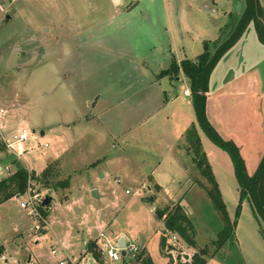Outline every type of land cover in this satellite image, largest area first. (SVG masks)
Listing matches in <instances>:
<instances>
[{"label": "rangeland", "instance_id": "obj_1", "mask_svg": "<svg viewBox=\"0 0 264 264\" xmlns=\"http://www.w3.org/2000/svg\"><path fill=\"white\" fill-rule=\"evenodd\" d=\"M229 2L0 0V110L6 112L0 117V164L12 174L16 160L36 174L21 198L0 205V245L9 246L12 253L1 264H59L62 259L76 264L83 242L88 246L92 240L110 263L108 249L117 245L111 232H122L135 243L130 230L149 236L158 226L156 208L173 207L178 201L194 225L197 246L178 235L169 239L166 252L173 264L190 262L205 246L206 264H264V239L250 203L242 205L235 245L225 243L217 249L214 242L224 220L207 193V179L188 151V177L172 158L164 157L156 126L146 120L163 102L162 88L168 96L182 95L188 88L185 77L161 80L159 73L172 61L196 59L204 41L219 37L235 11L230 12ZM244 5L245 0L237 15ZM258 39L251 21L245 36L226 53L228 59L224 55L219 60L217 71L228 60L238 66L239 50L252 48L260 59L264 50L253 43ZM246 61L247 76L256 84L252 78L261 68L255 70L251 60ZM23 128L31 135L26 151L17 157L5 140L14 139ZM183 145L187 150V142ZM222 152L226 164L220 158L217 179L233 219L239 189L230 155ZM147 174H153L164 191L158 192ZM6 176L2 172L0 180ZM141 178L145 179L139 182ZM65 181L68 186L62 185ZM94 189L101 198L92 195ZM46 196L52 201L44 206ZM33 205L40 212L37 218L29 213ZM20 226L30 230L15 237ZM158 231L162 235L165 225ZM136 245L131 256L142 249ZM29 254L34 262L27 260Z\"/></svg>", "mask_w": 264, "mask_h": 264}, {"label": "trees", "instance_id": "obj_2", "mask_svg": "<svg viewBox=\"0 0 264 264\" xmlns=\"http://www.w3.org/2000/svg\"><path fill=\"white\" fill-rule=\"evenodd\" d=\"M230 17L231 19L221 28L217 39L204 41L203 52L196 59L184 58L180 62L172 61L170 66L163 69L158 75L162 78L165 76H178L181 71L184 73L190 82L192 103L199 127L214 144L228 152L233 162L239 189V201L235 217L232 219L223 198L220 184L207 153L204 151L197 125L193 123L186 130L187 151L192 154L196 167L202 176L207 179V193L224 220V224L218 231L219 240L214 242L217 249H220L225 243L235 245L236 227L245 201L250 203L264 239V154L255 172L249 173L246 161L237 143L225 138L211 123L207 115V93L211 73L219 60L245 34L251 21L255 22L260 39L264 42V6L261 0H245L240 15L235 17L231 13ZM14 163L16 164V171L0 180V205L15 196L25 194L30 186V180L36 176L35 172H30L16 160ZM62 185L68 186L69 182L65 181ZM44 214L46 215L45 212ZM155 216L157 219L162 220L165 225V231L160 238V250L166 257H170L168 264H173V258L171 253L166 252L168 240L170 239L168 235H165L167 231L176 233L189 246H197L194 225L179 201L173 207L156 208ZM3 249V246H0L1 252ZM87 249L101 264H110L104 259L103 252L98 248L96 240L90 241ZM208 253L209 247L205 246L193 255L190 262L187 260L180 264H206L205 256ZM122 260L121 264H155L147 248H142L132 256L128 253L125 257H122Z\"/></svg>", "mask_w": 264, "mask_h": 264}, {"label": "crops", "instance_id": "obj_3", "mask_svg": "<svg viewBox=\"0 0 264 264\" xmlns=\"http://www.w3.org/2000/svg\"><path fill=\"white\" fill-rule=\"evenodd\" d=\"M213 1L216 2V0ZM238 1L239 0H230L229 2V4L231 5L230 7H232L230 12L233 9L235 10L233 12L234 15L238 11L236 10ZM261 3L264 6V0H261ZM243 4L244 0H242V6ZM235 16L238 15L236 14ZM245 34L243 36H245ZM258 40L253 41L255 45L254 47H259L260 52H262V50H264V42H261V39ZM232 49L233 47L231 48V50ZM231 50L227 52V55H229ZM245 52V49L238 51V53L241 55L240 63L238 66H232V63H229L228 60V64L225 63V67L221 68L220 72L217 71V67L214 68L210 76L209 91L207 93V115L211 123L225 138L231 139L237 143L246 161L248 171L252 174L257 169L264 154V55L261 56L260 59L256 58V56L252 53V48H250L248 52ZM253 56H255V59ZM224 57L225 59H228V57H226V54ZM233 57L231 59L235 60L233 59ZM236 57L238 58V56ZM246 59L251 60V66L253 65L255 67V70L261 68V72H257L256 75L258 78H252V80L256 81V84H254L251 81V78L247 76L246 71L248 69L246 68L249 64ZM244 63L245 65H243ZM258 65L260 66V68ZM178 76L179 77L177 78V80H180L181 77H185L184 80L187 79L188 88L184 89L182 95L170 92V96H168L167 91L162 88L161 90L164 96V99L162 100L163 102H161V105L158 107V109L147 116L146 120L155 124L156 129L154 132L157 133V137H160L162 139V155L164 157L166 156L172 158L173 161H175L177 167L183 169L185 176H187V168L190 163L189 159L191 160V156L188 155V152L183 145V143H186L185 132L190 127V125L195 123L198 127L204 151L207 153L213 171L216 177H218L219 179L216 166L220 167L222 165L220 158H223L225 163L226 156L222 152V148L218 147L211 140L206 141L201 135L200 131H202V129L197 123L192 103V97L191 95L185 93V90H189L190 87L189 79L184 76V73L182 71ZM161 80H163V77ZM157 82L160 84V86L162 85V82L160 80H158ZM170 84L173 83L170 82ZM44 131V135H46L47 131ZM147 134L148 133H146V135ZM0 166L3 167L4 165L0 164ZM149 175L153 177V174H147L145 178ZM145 178H141L139 182L143 181ZM153 180L159 186L158 192L164 191L162 184L159 183L156 177H153ZM15 197L19 198L17 196ZM153 216L156 217L154 213ZM157 220L158 226L153 227L152 231H150V235L147 237H144L142 235L141 237H139V233L134 230H130L129 232L131 239L135 240V244H141V248H147L155 264H168L169 258L162 254L160 250L161 233L158 231L161 227L162 229H164V224L159 219ZM24 228L27 227L20 226V230L17 231L15 237H21L22 233L30 230ZM113 235L115 236L114 239L116 243H118L122 236L125 238L126 243H129L126 236L122 232L115 233L113 231L111 232L110 236ZM156 244H158L157 247H155ZM0 246H3L4 248L0 253L1 264L3 261H7V257H9L12 253L10 252L9 246ZM154 249H156V251L158 250V252L155 253ZM78 253L79 258L76 264H82L83 262H90L92 264L96 262L99 263L98 260L93 256V254L88 251L87 242H83L82 247ZM27 260H33L34 262L35 258H33L32 254H29L27 256Z\"/></svg>", "mask_w": 264, "mask_h": 264}, {"label": "built area", "instance_id": "obj_4", "mask_svg": "<svg viewBox=\"0 0 264 264\" xmlns=\"http://www.w3.org/2000/svg\"><path fill=\"white\" fill-rule=\"evenodd\" d=\"M186 93L191 95L189 90H186ZM5 113H6L5 110L1 109L0 110V117L4 116ZM2 127H3V125L1 124V120H0V129H2ZM30 135L31 134H30L29 129L23 128L22 130H20L19 134H17L14 137V139L5 140L6 145H7L8 149L10 150V152L17 157H21V155L26 151L25 142L29 139ZM46 145L48 146V143H46ZM2 172H6L7 175H9L10 174L9 167L8 166H5V167L0 166V174ZM127 192L129 193L130 191L127 190ZM18 197L21 198V196H18ZM20 204H21V207L27 208V203L25 201H21ZM29 213H30V215L36 216V218H37V216L39 215L40 212H39L38 208L33 205V207L30 208ZM101 235H103V233ZM165 235H168L170 239H174V240L177 239V234L174 232L167 231L165 233ZM110 241L111 240H109V242ZM121 250L122 249L118 247V244L116 246H110V248L108 249V253H107V257H108V260L110 263H114V262L120 261L122 259ZM126 250H127V254H128L129 252L137 251L138 246L134 242H130L128 244L126 243ZM52 253L56 254L57 250L53 248ZM3 259H4V257H3ZM17 262H16V264H17ZM71 263L73 264V262H71V260L68 261L66 259H62L59 262V264H71Z\"/></svg>", "mask_w": 264, "mask_h": 264}, {"label": "water", "instance_id": "obj_5", "mask_svg": "<svg viewBox=\"0 0 264 264\" xmlns=\"http://www.w3.org/2000/svg\"><path fill=\"white\" fill-rule=\"evenodd\" d=\"M242 7V0H239L237 5H236V10H240ZM11 17L10 14H6V18L9 19ZM35 132V130H33ZM41 134L44 135L45 134V131L42 130L41 131ZM92 195L96 198H100V194H99V190L98 189H94L92 191ZM154 197L153 196H149L148 200L153 202L154 201ZM52 201V196H46L45 200L43 201V205H47L49 204L50 202ZM118 247L121 248V254H122V257H125L127 255V250H126V241H125V238L122 236L120 238V240L118 241Z\"/></svg>", "mask_w": 264, "mask_h": 264}]
</instances>
